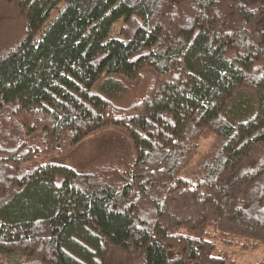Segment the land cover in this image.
Segmentation results:
<instances>
[{
	"label": "trees",
	"instance_id": "1",
	"mask_svg": "<svg viewBox=\"0 0 264 264\" xmlns=\"http://www.w3.org/2000/svg\"><path fill=\"white\" fill-rule=\"evenodd\" d=\"M259 250L264 0H0L1 257Z\"/></svg>",
	"mask_w": 264,
	"mask_h": 264
},
{
	"label": "rangeland",
	"instance_id": "2",
	"mask_svg": "<svg viewBox=\"0 0 264 264\" xmlns=\"http://www.w3.org/2000/svg\"><path fill=\"white\" fill-rule=\"evenodd\" d=\"M211 140H212V136H208V138L203 139L200 150L204 151L209 146ZM262 258H264V250H259L251 253L247 252L245 254H241V258L240 260H238V264H252ZM0 264H12V263L6 261V259L0 256Z\"/></svg>",
	"mask_w": 264,
	"mask_h": 264
}]
</instances>
